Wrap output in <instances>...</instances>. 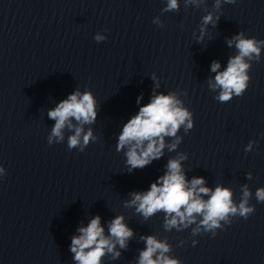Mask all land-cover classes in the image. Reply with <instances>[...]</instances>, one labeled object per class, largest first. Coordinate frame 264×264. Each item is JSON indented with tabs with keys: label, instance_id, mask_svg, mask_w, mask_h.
Segmentation results:
<instances>
[{
	"label": "water",
	"instance_id": "95a60500",
	"mask_svg": "<svg viewBox=\"0 0 264 264\" xmlns=\"http://www.w3.org/2000/svg\"><path fill=\"white\" fill-rule=\"evenodd\" d=\"M215 3L178 0L164 11L168 0H0V264H78L72 237L96 216L105 237L118 216L133 232L101 264H138L149 235L181 264H264V202L255 195L264 188V45L258 60L245 58L240 97L221 103L220 88L210 86L212 63L222 72L238 55L229 40L240 32L264 40V0ZM209 13L215 23L203 25ZM75 91L90 92L97 112L91 124L71 121L83 128L81 144L92 130L83 151L68 147L75 129L67 126L62 140L48 143L49 110ZM170 92L193 127L165 136L161 157L129 172L128 146L117 151L123 126L154 95ZM181 156L186 181L228 188L237 207L247 186L254 213L229 215L214 237L202 226L193 232L199 215L187 228L167 229L163 211L145 219L132 193L147 192Z\"/></svg>",
	"mask_w": 264,
	"mask_h": 264
},
{
	"label": "clouds",
	"instance_id": "9594fccd",
	"mask_svg": "<svg viewBox=\"0 0 264 264\" xmlns=\"http://www.w3.org/2000/svg\"><path fill=\"white\" fill-rule=\"evenodd\" d=\"M225 3L235 4L236 0H224ZM220 6V0H216L214 7ZM178 8V0H168L164 11ZM219 20V17H216ZM215 23L213 15L209 13L203 17V25ZM201 31H204L202 26ZM99 41L103 37L97 35ZM235 42L238 55L231 57L227 68L218 72L219 62H213L211 71L217 73L215 84L212 88L219 87L220 94L216 99L221 103L230 101L235 96L240 97L248 87L249 76L247 70L250 64L245 61L254 57L258 60L261 51V45L264 40H257L255 37L245 38L244 33L240 32L228 41L231 47ZM142 97H138L137 103ZM181 102L174 93L154 95L150 102L140 107L138 113L133 116L123 126L118 137L117 151L123 150L128 146L126 152L129 172L134 169H143L153 160L161 157L162 150L165 147V136H176L181 125L186 124L185 131L193 127L192 113L183 108ZM97 112L95 110V100L90 92L81 94L75 91L62 100L54 109L49 110L48 117L55 120L51 135L48 137V143H52L53 137L63 139L62 129L67 126L74 128V134L68 139V147L75 148L80 145V150L88 145L93 138L92 130L89 129L82 137V126L72 124L74 118L82 124H91L95 121ZM187 122V123H186ZM145 142H147L145 144ZM176 144L171 145L175 149ZM251 145L246 150H250ZM179 159L169 160L167 164L168 171L165 175L151 184L150 189L145 193H132V205H137V212H140L145 219L158 211L166 214L165 227L171 229L183 225L187 228L196 221L197 216H202L200 225L193 229V232L200 231V226L206 231H212L213 237L216 235L215 229L219 228L220 221H228L229 215H239L248 219L255 211L254 207L248 206V200L251 196L247 186L243 189V198L238 207L233 203L232 192L228 188L216 186L215 190L204 187V179L193 178L190 182L186 181L185 175L181 170ZM5 171L0 166V173ZM251 175V174H249ZM190 185V186H189ZM201 194L209 196L207 200L202 199ZM256 198L258 202H264V188L257 189ZM170 217V218H169ZM123 217H116L109 225V237H105L104 228L101 226L100 217L96 216L88 223L86 227L79 229L80 235L73 236L71 241V252L74 254V260L78 264H101V258L105 252L112 253L115 244L118 243L121 248L126 247V241L129 240L133 232L123 222ZM115 238V242L111 238ZM145 242V249L140 252L138 264H181L179 259L170 258L165 253L170 251L167 243L158 241L154 236L141 237ZM198 242L193 241V246ZM158 253V255H157ZM120 255L114 253V258ZM154 255L156 256L153 259Z\"/></svg>",
	"mask_w": 264,
	"mask_h": 264
}]
</instances>
